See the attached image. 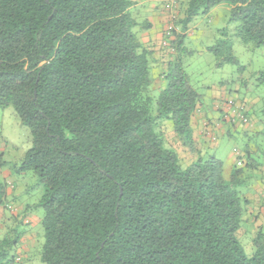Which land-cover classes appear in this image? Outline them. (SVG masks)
Returning a JSON list of instances; mask_svg holds the SVG:
<instances>
[{
  "label": "trees",
  "instance_id": "obj_1",
  "mask_svg": "<svg viewBox=\"0 0 264 264\" xmlns=\"http://www.w3.org/2000/svg\"><path fill=\"white\" fill-rule=\"evenodd\" d=\"M137 2L0 0V107L12 106L32 134L21 169L43 188L41 262L264 264V229L248 252L242 245L244 168L226 180L221 158L198 153L192 120L201 96L179 57L154 94L153 51L140 37L150 23ZM221 3L246 44L264 45V0H185L172 47L182 50L191 22ZM210 50L219 64L237 62L227 42ZM166 123L197 156L190 164ZM245 158L260 169L249 149ZM6 188L0 181V210L11 211ZM11 217L0 264H14L30 219Z\"/></svg>",
  "mask_w": 264,
  "mask_h": 264
},
{
  "label": "rangeland",
  "instance_id": "obj_2",
  "mask_svg": "<svg viewBox=\"0 0 264 264\" xmlns=\"http://www.w3.org/2000/svg\"><path fill=\"white\" fill-rule=\"evenodd\" d=\"M137 1L144 3L143 8L137 9L139 19L146 17V8H150V5L161 7L164 3V0ZM177 1L176 7L172 8L173 13H171V15H175V19L181 17L185 0ZM231 16V6L221 3L208 14L199 15L191 22L186 31L182 50L175 47L174 51H169L167 48H161V51L164 52L168 61L180 58L190 84L201 96L198 108L201 107L202 110L207 111L209 116L213 117V113L218 115L226 101L233 98L237 104H239L238 102H247L249 108L252 107L250 114H253L264 124V83L259 80L260 72L264 69V45L255 47L253 43L246 44L237 34L238 23L232 21ZM143 34L140 35L141 38ZM226 42L232 46V52L237 62L224 61L219 64V57L210 48ZM224 53L222 59L227 55L226 51ZM167 65L160 70L157 69L156 74L154 71L152 72L156 79L153 87L156 96L167 85L166 80L161 76L162 71H166ZM211 117L206 119L208 122L204 125L206 129L203 133L206 137L203 138L201 152H208L207 154L216 155L223 160L226 180H230L232 170L236 165L244 168L242 176L244 178L240 190L243 192V196L248 197L247 200L250 204L262 210L264 194H261L259 186L264 191V175L260 173L261 170L254 171V169L246 167L245 152L248 149L252 152L257 148L253 153L264 170V132L242 134L240 129L251 131L254 128L249 129L247 125L238 124L243 122H233L231 117L226 116L223 112L217 121L223 124V128L225 127L226 132H224L217 129L216 120ZM164 127L169 143L177 149L183 163L188 164L192 159L191 152L183 148L169 124L166 123ZM230 128H234L236 131L234 130L235 132L233 131L229 135ZM206 138L207 140H204ZM199 144H197V148L200 147ZM31 147L32 134L29 128L22 124L14 108L12 106L0 107V150L4 154V162L0 166V181H3L2 172L8 171L11 175L9 178L16 186L15 198L17 202L32 206L28 215L32 222L26 223L28 227L32 226L36 218L42 219L44 215L43 209L37 206L43 194L39 176L33 170L24 171L21 169L24 156ZM236 151H239V154ZM239 161L241 164H238ZM259 176L262 177L263 185L258 183ZM10 199L12 198L10 197ZM263 215L264 213L259 211L254 218V224H249V219H245L246 234L243 237L242 245L247 252L250 250L252 237L259 229H264V220L262 227L255 224ZM9 219L6 217L7 221ZM35 222L39 224L36 227L41 233V246L35 248L33 254L38 250L41 251L44 242L41 221L36 220Z\"/></svg>",
  "mask_w": 264,
  "mask_h": 264
},
{
  "label": "crops",
  "instance_id": "obj_3",
  "mask_svg": "<svg viewBox=\"0 0 264 264\" xmlns=\"http://www.w3.org/2000/svg\"><path fill=\"white\" fill-rule=\"evenodd\" d=\"M144 7V3L142 1H138L137 2V9L139 8H143ZM171 11H170V7H166V0H164L163 6L161 5V7H157L155 5H150V8H146V19L148 20V22L150 23V28L144 30L142 33V42L144 43V45L151 49L153 51V60H154V66H153V71L154 74H156V70L157 69H162L163 67H165L167 64V68L169 67V63L170 60L168 61V59H166V55H164V52L161 51V41L163 38V34H164V30L166 29V27L169 25L168 23H170L171 20ZM143 18V19H145ZM140 19V20H143ZM174 58V56H173ZM165 70L162 71V78H163V73ZM167 71V69H166ZM156 80V79H155ZM232 100H234L233 98H230ZM229 100V99H228ZM235 101V100H234ZM239 104H243L245 106V108L247 109V117H248V121L246 123H238L239 125H247L250 128H254L251 129V131H244V129L242 128V130L240 129L242 134L248 135L249 133H263L264 132V124L263 122H261V120H259L258 118H256L253 114H250V111H252V107L249 108V106L247 105V102H238ZM224 110L223 107L221 109V111H219L218 115H215V113L212 114L213 117L209 116V113L205 110H202L201 107L197 108V110L194 113L193 116V120H192V125H193V130H194V139L197 142V144L200 145V147L198 148V153L204 157H207L210 154L206 153H202V143H203V138L206 137V135L203 133L204 132V128L207 118H214L216 120V125L218 126L217 129L219 130H223L224 132H226L225 127L223 128V124L222 123H218V118L220 117L221 114H223ZM213 119V120H214ZM220 121V120H219ZM245 128V126H243ZM235 129H229L228 134H232V132ZM236 131V130H235ZM234 131V132H235ZM198 132V133H197ZM263 135V134H262ZM204 140H207L204 139ZM185 148V147H183ZM188 150V149H186ZM257 148H255L254 150H252V152L256 151ZM189 151V150H188ZM208 151V150H207ZM254 154V153H253ZM3 157L4 154L3 152L0 150V166L2 165L3 161ZM192 159L190 160V162L188 164H190L193 160H195L197 158V156H194L193 154L191 155ZM256 170V169H255ZM254 170V171H255ZM263 175H264V170H262V166H260V169ZM0 172H1V168H0ZM2 176H3V180L6 182L7 188H6V202L9 204H12L15 206L16 211H6V210H0V234L2 233L3 229H5L6 227H8V225H10L13 222V218L11 217L12 215H20V217H29L28 215L31 212L32 206L28 205V204H23L22 202H17L16 200V186L14 185V182L11 181V179L9 178L11 175L8 171H3L2 172ZM262 177L259 176L258 178V183L260 185H263V181L261 179ZM259 189L261 190V194H264V191L262 190V188ZM10 197L12 199H10ZM245 197V196H244ZM252 198V197H251ZM264 198V195H263ZM245 199L247 200L248 197H245ZM264 201L262 202L261 208L262 210L258 209L257 207H255L254 205L250 204L249 201L247 200V213L245 214V219H249L250 223L249 224H254V218L255 216L259 213V211H263L264 209ZM264 216V215H263ZM263 216H261L262 218L258 219L257 222L255 223L256 225H260V227H262V222L264 220ZM6 217L10 218L8 221L6 220ZM41 221L40 218H36L33 221V224L31 227H28L25 225V229H26V233L25 235L22 237L21 242L19 243V245L17 246L16 249V259L14 261V264H42L41 259H40V250L36 251L35 254H33V251L35 248L39 247V245L41 246L40 240H41V233L40 230H38V228L36 226H38L39 224H37L35 221ZM32 222V221H30ZM253 222V223H252ZM40 248V247H39Z\"/></svg>",
  "mask_w": 264,
  "mask_h": 264
},
{
  "label": "built area",
  "instance_id": "obj_4",
  "mask_svg": "<svg viewBox=\"0 0 264 264\" xmlns=\"http://www.w3.org/2000/svg\"><path fill=\"white\" fill-rule=\"evenodd\" d=\"M177 0H166V7H170V11L172 12V8L176 7ZM174 21H175V15H171V20L169 25L164 30L163 39L161 41L162 48H168L171 51H174V48L171 45V41L174 40L173 31L175 29L174 27ZM224 113L226 116L231 117V120L233 122H243L246 123L248 121V117L246 115V108L243 104H237L234 100L229 99L226 101L224 107H223ZM237 154H239V151H236ZM238 164H241V161L238 162ZM11 211H16V208L13 205L8 206ZM26 223H30V219L25 220Z\"/></svg>",
  "mask_w": 264,
  "mask_h": 264
}]
</instances>
